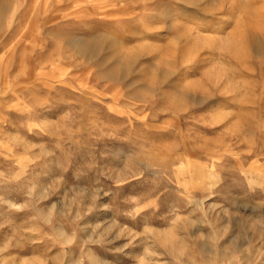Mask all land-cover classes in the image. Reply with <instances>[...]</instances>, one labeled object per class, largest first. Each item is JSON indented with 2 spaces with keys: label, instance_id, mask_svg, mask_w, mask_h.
Masks as SVG:
<instances>
[{
  "label": "rangeland",
  "instance_id": "1",
  "mask_svg": "<svg viewBox=\"0 0 264 264\" xmlns=\"http://www.w3.org/2000/svg\"><path fill=\"white\" fill-rule=\"evenodd\" d=\"M0 264H264V0H0Z\"/></svg>",
  "mask_w": 264,
  "mask_h": 264
},
{
  "label": "bare ground",
  "instance_id": "2",
  "mask_svg": "<svg viewBox=\"0 0 264 264\" xmlns=\"http://www.w3.org/2000/svg\"><path fill=\"white\" fill-rule=\"evenodd\" d=\"M230 20V19H229ZM227 18L226 19H224L223 21H222V23H220V25H219V31L221 32L224 28H225V26H227L228 25V21H229ZM217 106V105H216ZM214 108H217V107H212V109H214ZM211 109V108H210ZM211 109V110H212ZM220 116V115H219Z\"/></svg>",
  "mask_w": 264,
  "mask_h": 264
}]
</instances>
